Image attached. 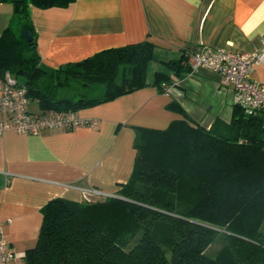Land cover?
<instances>
[{"label":"trees","instance_id":"obj_1","mask_svg":"<svg viewBox=\"0 0 264 264\" xmlns=\"http://www.w3.org/2000/svg\"><path fill=\"white\" fill-rule=\"evenodd\" d=\"M4 1L13 12L0 33V76L9 72L42 109L77 111L148 85L161 92L171 81L168 69L178 72L187 61L184 55L162 61L164 68L149 81L155 45L144 40L50 69L39 63L30 6L66 7L75 0ZM77 85L102 91L89 97L64 93ZM167 108L182 117L163 129L135 130L132 172L114 195L54 197L42 206L25 264H264L260 114H245L235 103L230 122L216 118L205 128L175 101ZM218 237L223 244L209 256L206 249Z\"/></svg>","mask_w":264,"mask_h":264},{"label":"crops","instance_id":"obj_2","mask_svg":"<svg viewBox=\"0 0 264 264\" xmlns=\"http://www.w3.org/2000/svg\"><path fill=\"white\" fill-rule=\"evenodd\" d=\"M12 12V4L0 0V33ZM30 18L39 63L50 69L144 40L155 45L154 71L164 68L162 61L203 47L264 52V0H75L66 7L30 6ZM168 74L171 81L161 92L148 85L76 111L94 119L93 125L0 134V225L10 251L24 254L35 244L41 208L51 198L79 201L82 189L114 195L132 172L135 130L163 129L182 117L167 108L172 101L205 128L216 118L230 122L235 92L221 85L216 71L205 66L191 71L185 60ZM251 78L264 84V59ZM35 101L27 104L30 112L48 110ZM4 117L0 111V120Z\"/></svg>","mask_w":264,"mask_h":264},{"label":"built area","instance_id":"obj_3","mask_svg":"<svg viewBox=\"0 0 264 264\" xmlns=\"http://www.w3.org/2000/svg\"><path fill=\"white\" fill-rule=\"evenodd\" d=\"M260 42L264 45V35ZM264 59L261 48L251 53L233 52L225 48L203 47L200 51L187 55L191 71L200 66L216 71L224 87H232L235 103L248 115L259 113L264 123V84L252 80L256 63ZM29 98L26 87L15 77L5 72L0 76V111L5 117L0 120V134L12 130L20 134L38 133L43 128L74 129L79 126L95 124L94 119L83 118L76 111L30 112L27 108ZM109 196L96 189H82V199ZM23 254L8 249L7 241L0 225V264H14Z\"/></svg>","mask_w":264,"mask_h":264},{"label":"rangeland","instance_id":"obj_4","mask_svg":"<svg viewBox=\"0 0 264 264\" xmlns=\"http://www.w3.org/2000/svg\"><path fill=\"white\" fill-rule=\"evenodd\" d=\"M153 63L154 61H150L148 63V67H147V73H150L151 75H153L154 73V67H153ZM19 80H22L23 77L22 76H18ZM102 91V86L99 85H91V86H81V85H77L71 89H64V93H66V95L70 96V95H74V96H94V95H98L100 92ZM72 92V93H71ZM31 106L36 104L35 100L30 99L28 102ZM29 105V106H30ZM103 197V196H102ZM101 198V197H100ZM262 232H264V224H262L261 227ZM223 244V239L221 237L216 238V240L206 249V253L209 256H214L216 254V252L218 251V249L221 247V245ZM16 264H25L24 262L20 261Z\"/></svg>","mask_w":264,"mask_h":264},{"label":"water","instance_id":"obj_5","mask_svg":"<svg viewBox=\"0 0 264 264\" xmlns=\"http://www.w3.org/2000/svg\"><path fill=\"white\" fill-rule=\"evenodd\" d=\"M24 34L26 36V40L30 41L31 40V35H30V31H24Z\"/></svg>","mask_w":264,"mask_h":264}]
</instances>
